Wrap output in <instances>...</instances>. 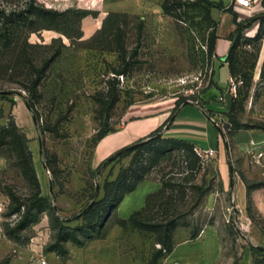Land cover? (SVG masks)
I'll return each mask as SVG.
<instances>
[{
    "label": "rangeland",
    "instance_id": "374dc122",
    "mask_svg": "<svg viewBox=\"0 0 264 264\" xmlns=\"http://www.w3.org/2000/svg\"><path fill=\"white\" fill-rule=\"evenodd\" d=\"M48 1L61 10L79 8L87 13L79 20L69 14V21L61 22L65 32L41 29L23 33L38 66L49 60L34 98L25 87L32 79L18 62L24 37L14 49L0 47V124L13 116L32 137L29 147L34 166L36 171L38 167L44 171L47 181L41 186L42 196L52 207L16 238L7 234L19 217L5 216L11 199L4 191L12 188L18 195L29 196L35 189L17 167L14 153L0 148V264H15L33 246L46 249L55 242V215L76 226L78 221L72 218L81 202L76 208L69 207L63 198L75 197L79 177L104 178L112 162L95 164L99 136L117 130L130 105L165 100L202 102L218 122L219 126L212 124L223 139L221 152L214 155L196 146L203 163L188 184H198L206 193L199 198L196 190L189 192V205L181 210L191 211L181 221L190 226L175 230L173 250L178 239L186 249L194 242L201 248L202 257L195 264H264V251L255 249L264 250V128L259 127L264 126V32L255 42L240 40L234 50V70L241 83L231 93L230 66L210 49L221 23L215 13L228 12L223 8L196 6L176 18L164 12V0ZM212 1L234 7V0L232 4ZM261 7L264 10V4ZM260 25L256 20L245 28V34L256 37ZM122 70L125 75L118 74ZM227 91L226 100H220ZM183 154L174 151L161 158L147 178L160 181L170 172L181 176L186 166ZM134 156L132 152L113 162L126 168ZM220 159L228 167L224 175ZM125 160L129 162L123 165ZM94 186L88 184L89 189ZM112 215L106 218V231L118 221L114 216L110 219ZM141 233L144 244L138 243V256L152 260L161 245H154V234Z\"/></svg>",
    "mask_w": 264,
    "mask_h": 264
},
{
    "label": "trees",
    "instance_id": "16d2710c",
    "mask_svg": "<svg viewBox=\"0 0 264 264\" xmlns=\"http://www.w3.org/2000/svg\"><path fill=\"white\" fill-rule=\"evenodd\" d=\"M202 7L209 10L210 7L223 8L234 15V21L237 25L229 39L232 41L230 49L225 56V62L230 66L232 77L239 78V74L234 70V50L244 39L246 43L255 42L262 38L264 32V12L259 18L261 21L260 30L256 37H250L245 34V28L248 24L238 20V13L233 6H224L223 2L218 3L212 0H164L162 8L164 12L176 18H181L187 13L186 9L193 7ZM73 14L78 20L86 15L83 9L61 10L51 5L48 0H0V47L5 50L16 48L20 39L24 37L23 44L19 48L18 62L25 69L28 77H31V85L25 86L29 95L36 97L37 87L40 84L45 72L49 66V60L41 67L28 52V38L23 33L35 32L41 29H57L65 32L61 26L62 21H69V14ZM75 20H72V23ZM77 22V20H76ZM218 36L212 37L210 42L211 51L215 52V42ZM118 74L125 75L126 70ZM264 80V66L261 71ZM214 82L215 79L213 80ZM248 85V84H247ZM117 100L114 99V102ZM182 102L177 101V106ZM264 128V126H259ZM159 128L149 138L139 140L138 142L127 146L117 152L110 162L125 157L132 152L135 156L131 164L122 168L118 176L113 179H107L104 182V196L100 199H92L81 207L72 220L79 223L72 226L62 221L57 215L56 228L57 234L55 242L46 247L47 252H56L61 257L68 256L69 251L66 246L68 241L84 246L93 239L105 238V222L107 216L113 212L123 197L136 189L137 185L147 178L151 169L161 158L173 153L174 151L185 152L183 161L186 163L184 170L180 171L181 176L172 175L170 172L160 180L161 188L158 191L147 195L145 205L139 210L134 211L128 218H118L117 223L124 227H132L140 232H149L155 235V241L161 245L156 254H153L150 263L156 264L159 259L171 253L174 248V232L179 226H190L184 219L191 209L181 210V207H188L189 192L196 190L204 195L206 192L202 186L195 184L189 185L191 179L195 178L203 160L196 151V145L190 141L164 137ZM110 131L103 132L99 139ZM9 148L15 155L16 165L20 169L25 179L34 186V194L21 196L16 194L12 188L4 191L11 199L9 212L6 217L17 215L19 217L15 227L9 229L7 234L16 238L19 231L27 228L33 223H37L40 214L51 208L50 200L42 196L41 183L34 166L33 153L29 147V138L24 130L19 126L13 116L5 125L0 124V148ZM187 172L185 176L183 173ZM177 177V178H176ZM56 209V208H55ZM68 220L67 222H69ZM193 237L196 232H193ZM258 251H264L256 247ZM159 263V262H158ZM3 264H8L5 261Z\"/></svg>",
    "mask_w": 264,
    "mask_h": 264
},
{
    "label": "crops",
    "instance_id": "0c3cea01",
    "mask_svg": "<svg viewBox=\"0 0 264 264\" xmlns=\"http://www.w3.org/2000/svg\"><path fill=\"white\" fill-rule=\"evenodd\" d=\"M226 1L229 4L233 2V0ZM261 4H264V0H253L251 6L234 4V10L238 13V20L248 25L253 24L264 12ZM256 10H258L257 13H255ZM215 15L221 22L219 23L218 38L215 42L216 56L223 63H226L225 56L232 44L229 36L235 31L237 25L234 21V15L230 12L220 13L217 11ZM213 119L211 110L206 109L200 101H189L182 103L180 106H177V100L132 104L123 113L122 125L117 130L108 132L97 141L94 156L95 164H109L111 158L121 149L139 140L149 138L159 128H161L160 132L164 136L184 139L194 143L201 149L213 148L216 153H220L223 139L221 134L213 127ZM28 137L32 139V137ZM128 162V160H125L123 165ZM220 162L221 173L224 175L228 167L223 159H220ZM0 163H3L1 157ZM121 168V164L112 162L106 170L104 178L102 175L96 180L89 176L77 178L78 186L73 192L75 197L67 195L63 198V201L67 203V206L75 208L81 202L78 208L80 209L88 201L102 198L104 196V182L107 179H115ZM37 174L41 186L44 187L47 184L44 171L38 167ZM92 182L95 183V186L93 189H89L88 184ZM160 188L161 182L157 179L147 178L141 181L135 190L123 197L113 210L110 219L113 216L128 218L131 212L144 206L149 193L158 191ZM78 223L79 221L75 225ZM106 225H109V221ZM179 231H181L180 233H186L182 230ZM143 240V234L140 231L132 227L124 228L115 221L108 228L105 238L93 239L84 246L68 241L66 246L69 254L65 258L53 251L45 252L44 245H35L32 250L17 259L15 264H43L42 261L45 264H153L143 255L138 256V243L144 244ZM155 244L157 245L156 241ZM124 249H128V251ZM33 251L35 253H32L33 257L30 262V255ZM201 257L202 250L195 242L189 244L186 249L177 239L173 252L162 258L158 264H191L192 262L195 264L200 261Z\"/></svg>",
    "mask_w": 264,
    "mask_h": 264
},
{
    "label": "built area",
    "instance_id": "2783aa9c",
    "mask_svg": "<svg viewBox=\"0 0 264 264\" xmlns=\"http://www.w3.org/2000/svg\"><path fill=\"white\" fill-rule=\"evenodd\" d=\"M234 4H238V5H242V6H251L253 4V0H234ZM240 83L241 82L238 80V78L231 76L230 85H229L230 90L229 91H231V93H232V91H236L238 86L240 85ZM229 91H227L226 93L224 92V95H220L219 99L220 100H226L225 97L227 96V93ZM213 120L216 123V125L219 126L218 122L215 119H213ZM195 149H196L197 153L202 157V154L198 150V148L196 147ZM204 151L208 155H214L216 153V150L213 148H208L207 150H204ZM42 263L45 264L44 261H42Z\"/></svg>",
    "mask_w": 264,
    "mask_h": 264
},
{
    "label": "water",
    "instance_id": "95a60500",
    "mask_svg": "<svg viewBox=\"0 0 264 264\" xmlns=\"http://www.w3.org/2000/svg\"><path fill=\"white\" fill-rule=\"evenodd\" d=\"M187 103V102H186ZM29 108H31L29 105H28ZM35 118V117H34ZM40 145L42 146V139H40ZM99 189V187H98Z\"/></svg>",
    "mask_w": 264,
    "mask_h": 264
}]
</instances>
